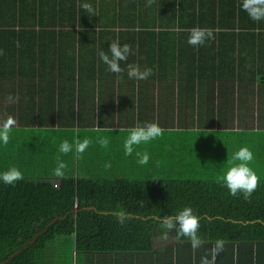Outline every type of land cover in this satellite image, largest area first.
Instances as JSON below:
<instances>
[{
	"label": "trees",
	"instance_id": "trees-1",
	"mask_svg": "<svg viewBox=\"0 0 264 264\" xmlns=\"http://www.w3.org/2000/svg\"><path fill=\"white\" fill-rule=\"evenodd\" d=\"M16 1L19 13L27 14L30 5H33L31 0H0L1 27L9 25L15 19L16 23L28 25L79 26L81 27L79 31L75 33L74 30L72 35L75 39L77 34L78 41L81 42L83 36L89 34L85 27L93 26L98 21L101 26L108 28V31L102 30L107 46L116 35L121 37V30L116 33L110 28L135 25L152 27L153 30L150 32L146 30L148 33L144 31L137 33L138 47L142 38L149 36H147L146 59L138 56L139 52L135 46H132L134 51L131 56L140 62L145 60L142 68L149 67L150 62L154 63L152 67L154 74L150 75L153 79L149 80V85H153L157 90H162V87L172 88L171 85H163L160 72L173 69L175 63L177 65L190 63L187 68L189 78L186 81H178V84L187 102L193 103L196 89L202 88L205 91L203 97L208 100V104L202 107L203 113L200 114L197 129L204 128V123L207 122L215 123L216 127L212 128L213 130L220 132L226 130L228 134H242L249 131L248 128L253 132L258 130L251 122L252 125L245 126L246 114H240L239 110H242L240 107L243 105L255 103L254 94L250 97L254 84L263 87L258 88L256 92L259 93L257 101L264 102V64L262 63L264 62V20H252L239 6L240 0H148L149 16L147 17L135 16V14L130 16L122 11L129 10L132 4L130 0H101L99 18L86 16L85 10L81 7V1L84 0H80L78 11L71 8L65 11L67 15L60 11L58 17H43L41 12L35 14L38 15L36 18L33 12L32 15L19 16L20 18L4 16L9 6H14ZM91 2L95 5L94 0ZM209 11L212 13L211 17ZM123 12L125 14H122ZM214 12H217L216 15ZM16 23L12 22V25ZM171 25L185 29L194 25L222 29L217 33L218 40L224 33L231 38L232 45L228 50V57L232 53L229 59L231 64L230 61H226L225 47L214 55L212 50H206L207 54H204L205 50L200 45L195 47L184 41L174 43L175 40H170L166 32V27ZM154 28H157V31ZM226 28L229 32H226ZM71 32L73 33V30ZM185 34L188 35V32ZM78 46L76 56L74 54L72 60L67 61L68 67L72 66L71 78L78 77L73 83L79 93L83 88L88 92L90 90L91 93L85 99L78 98L77 111L73 115V121L68 124L71 130L63 129L70 132L64 135L70 142L78 135L76 131L79 129L93 131L95 127L93 123L97 122L99 126L96 127L101 128L102 119L110 122L114 120V98L112 91L110 93L109 91L114 87L113 78L118 74L108 72L101 61V73L108 72L112 78L108 81H103L101 78L98 82L91 81L84 85L81 76L90 71L91 66H94L90 62L95 63V61L92 57H88L89 52L93 51L91 48L87 51L81 44ZM107 46L103 48L107 50ZM84 53L87 57L81 62ZM209 56L212 63L209 62ZM246 59L252 64L246 65ZM226 65H228L227 70H222ZM60 66L64 69V65ZM208 72L221 74L227 72L228 79L225 81V86L231 94L225 95L224 87L220 82L214 90L216 88L214 81H203V75ZM127 82L131 84L132 80ZM142 85L144 86V81L138 83V93H133L132 99L139 98ZM97 86H101V93L95 91ZM247 87L251 91L247 90ZM215 91L217 95L214 94ZM91 94L94 96L93 99L90 97ZM153 95L152 91L149 97L159 99ZM166 98L160 103L167 101ZM85 100L92 103L101 100V114L98 118L93 116V106L91 108L86 106ZM103 109L107 112L104 113ZM255 109L258 115L256 121L264 124V113L260 111V107ZM88 110V114H84ZM153 110L154 107L150 108L148 115L152 114V118L146 122L155 120L164 129L159 138L151 140L152 144L150 143L149 146H153V151L162 144L161 138L164 134L184 131L195 134L196 128L185 126L189 123L183 116L193 119L192 112L176 113L178 115L176 125L173 120L169 121L170 115H173L172 109L171 112L170 109L168 110L169 117H155ZM142 114L143 112L138 113L137 121L145 119ZM75 125L76 128L72 129ZM122 126L117 127L115 132L123 131L127 134L129 128ZM2 128L0 126V129ZM103 130L108 132L107 129ZM18 132L19 130L15 129L12 135V130H9L8 142L0 144V170L16 166L23 172L22 179L12 184L0 181V264H200L202 256L211 257L212 244L217 238H223L225 244L223 250L216 254L213 264H264V179L258 181L251 196L245 199L241 194L231 195L222 181L174 175L171 171L174 167L171 157L174 158L173 162H178L182 158L179 147L177 149L174 142L170 143L166 168L151 157L146 164L137 165V168L133 165V158L127 160L129 166L126 162V164L114 165L115 161L112 163L111 159L104 160L102 152L101 160L93 161L92 167L89 168L86 167L87 159L92 162L93 155L83 157L85 152L77 154L74 148L69 153H60L58 151L60 142L56 145V153L51 150L45 158L39 155L33 156L26 151L22 142V145L12 143ZM56 134L58 135L57 132ZM92 146L99 148L101 145L91 142L86 149L91 150ZM52 149H55V146H52ZM28 150L31 151L32 147ZM134 150L136 151L135 146ZM96 151L98 155L99 151ZM74 153L77 157L76 165ZM57 159H62L67 164L63 176H57L52 171ZM80 159L84 162H81V167ZM116 166L122 167L123 170L130 168L133 174L116 175L118 172L112 171ZM53 177H57V181L55 178L52 180ZM54 181L57 186L53 185ZM184 205H191L201 216L198 233L204 243L199 248L193 249L188 237L182 236L177 239L173 230L170 233L173 235L174 243L155 250L154 239L161 238L160 233L163 230L153 217L172 213ZM121 210L133 214L130 218H126L124 223H120L115 215ZM57 253L61 254V258L57 257ZM73 253L74 259H72Z\"/></svg>",
	"mask_w": 264,
	"mask_h": 264
},
{
	"label": "crops",
	"instance_id": "crops-1",
	"mask_svg": "<svg viewBox=\"0 0 264 264\" xmlns=\"http://www.w3.org/2000/svg\"><path fill=\"white\" fill-rule=\"evenodd\" d=\"M31 1H33V5H30L27 14L18 12V2L16 1L14 6H9L4 16H15L20 18L19 16L32 15V12L34 13L33 15L37 14V12H41L43 17H58L60 15V11H63L64 15H67L65 11H69L71 8H75V10L78 11L80 3V0ZM91 1L92 0H84L81 1V3H91L98 14H89L85 11L86 16L101 17V12H99L101 0H94L95 5H93V2ZM130 1L133 5L130 4L131 6H129V10L122 11L127 12L130 16H134V14L135 16L142 17L149 16L148 0ZM124 12L122 14H125ZM216 13L214 15H216ZM209 15L211 17V11H209ZM37 16L38 15H35L34 18ZM35 21L36 20H34V22ZM12 22L16 23V19L12 20L9 25L0 26V30L2 29L3 31L0 33V126L4 127L9 119L14 120V124L10 126L12 135L14 134L15 129H18L19 132L14 139L10 137L13 139L12 143L16 142L19 145L23 144L26 151L32 153L33 156L39 155V157L41 156V158H45V155H48L51 150H54L56 153L57 143H59L61 139L65 138L64 135H68L70 133L68 130H71V127H69L68 124L73 121V115L77 111L78 98L81 97L82 99H85L91 93L90 90L88 92V90L84 88L82 92H78V89L75 88L73 83L74 80L78 79V77L71 78L72 66L70 65V67H68L69 64L67 61H70V59L72 60L74 54L76 56V51L79 48L78 45L81 44V46H84L87 51L91 48L93 51L89 52L90 54L88 57H92L95 61V63L90 62L91 65L94 64V66H91L90 71L86 74H82L81 76L84 85L91 81L98 82L101 78L103 81H108L112 78L111 74H108L109 71L101 73V61L98 60L99 57L96 55L99 48L107 46L103 38L104 34L102 30L106 29L108 31V28L101 26V24L97 21L93 24V26L85 27L86 31H89V34L84 35L83 40L79 42L78 35L75 34V39L74 35H72L74 34V30L75 33L79 31L81 28L79 26L28 25L25 23H16L15 25H12ZM210 28L213 30L214 39L200 45L205 50L203 53L207 54L206 50H212L214 55H217L218 51L221 52V48L225 47L226 61H230L231 64V60L229 59H231L232 53L228 57V50L232 45L230 42L231 38L229 35L224 33L221 34L220 40H218L217 33L222 29H219L218 27ZM110 29H114L116 33L121 30V37L116 35L111 40L118 39L121 43L127 42L131 46H135V48H137V52H139L138 56L142 58L146 57L145 52L148 48V35L145 38H142L143 40L140 42V47H138L137 33H139V31L150 32L153 30L152 27L135 25L122 28L116 26L115 28ZM154 29L157 31V28ZM166 29L170 40H175L174 43L182 41L186 42L187 35L185 32H188V29L178 27L177 25H171L170 27H166ZM72 30L73 33L71 32ZM225 30L226 32H229L227 28ZM225 30L223 32H225ZM150 37L152 36L150 35ZM85 45L87 46L85 47ZM131 56L132 53L129 54L126 61H121V65L125 66L128 63H132L142 68L145 60L140 62L137 59L134 60ZM138 56L136 58H138ZM82 57L84 58H81V62L86 59L85 57H87V55L84 53ZM151 59L153 60V58ZM209 62L212 63L210 56ZM150 63L151 64H148V66L153 67L154 63ZM166 63L170 65L169 62ZM262 63L264 64V62ZM61 64L64 65V69H61ZM189 64L190 63H181L180 65H177L175 63L173 69L169 68V71L160 72L161 79L164 81H162L163 85L173 86L172 88L162 87V90H157L155 87L153 88V85H149V80L151 81V79H153L150 75L146 79L142 80L129 78L127 75V68L125 67L126 72L124 71L123 73L115 75L116 78H113L115 83L114 87L109 91V93L112 91V96L114 98V120L110 122L107 119H102L101 124H103V127L101 128L96 127L99 126L97 122L95 124L93 123L95 126L93 131L88 132L84 128L79 129L76 131L79 138L83 139L84 137H89L91 140L93 138L97 140L100 136H108L109 143H111L113 138L115 142L120 145V155L124 151L123 141L121 142L119 137L116 138L114 136L117 134H123V131L115 132V129L122 125L126 126V128L133 127L137 122H139L136 120V116L140 112H143L142 115L145 119L141 118L143 121H140L139 123H145L147 120L152 118V114L148 115V112L152 107H154L153 112H155V117L165 116L162 113H165L164 111H168L169 109L171 112L172 109L173 115H170L169 118H171L176 125L178 117L176 113L192 112L193 119L186 115L183 116L187 120V123H189L185 126L195 128L198 120H200V114L203 113L202 107H205L208 104V100L203 97L205 91H203L202 88L195 90V99L193 103L187 102V100L183 98L184 92L179 90L178 81H186L189 78L187 73ZM245 64L251 65L252 62H250L249 59H246ZM102 65L107 67L104 63H102ZM226 68H228V65L224 66L222 70H227ZM151 74H154V70ZM227 79V72H224L223 74L218 72H208L203 75L202 80L205 82L214 81L216 83H214V86L216 87L214 90L217 89V83L220 82L224 87L223 91L225 92V95H230L231 91L227 88V86H225V81H227ZM129 80H132L131 84H129L130 82H127ZM143 81L144 86H141L139 98L132 99V94L135 92L138 93V83ZM96 88L97 90L95 91H97V93H101V86H97ZM254 88H258V85L254 84ZM152 91L154 92L153 97L156 96L155 94L159 93L156 96L159 99H152L149 97V94L152 93ZM9 93H12L16 97V99L12 102L7 99ZM216 93L217 92L215 91L214 94L217 95ZM252 94L255 95V100H258L256 96L259 94L256 91H251L250 97ZM233 95L235 94L233 93ZM165 97H167V101L160 103ZM120 98L121 102H119ZM85 105L90 108L93 106V116L98 118L99 114H101V100L97 103L96 101L95 103H92L91 101L88 102L85 100ZM103 111L104 113L107 112L105 109H103ZM88 112L89 110L84 112V114H88ZM244 117L247 122L245 126H250L252 122H255V125L251 124L253 127L259 126V123L256 121L258 117L256 109L251 117H248V115H245ZM190 120H193L194 122L192 123ZM206 123H204V128L216 127L215 123ZM76 126L77 125H75L72 129H75ZM65 128L68 130L64 131L63 129ZM110 128L113 130L108 132L103 130H108ZM94 132L98 135V137H95ZM126 135L127 134L121 136L125 138ZM52 146H55V149H52ZM30 147H32L31 151L28 150ZM102 149H104V146H102ZM113 154L115 157L117 154L116 151H114ZM130 155H132L131 158H134L135 150ZM116 175H119V173ZM155 239L159 241V243L155 244ZM155 239L153 242L155 250L167 247V244L160 243V238Z\"/></svg>",
	"mask_w": 264,
	"mask_h": 264
},
{
	"label": "clouds",
	"instance_id": "clouds-1",
	"mask_svg": "<svg viewBox=\"0 0 264 264\" xmlns=\"http://www.w3.org/2000/svg\"><path fill=\"white\" fill-rule=\"evenodd\" d=\"M252 20H264V0H240L239 5ZM81 7L89 14H98L91 3L82 2ZM186 42L193 46L205 44L207 41L214 39L213 30L210 27L194 25L188 30ZM133 52L132 46L127 43H121L118 39L111 40L107 50L99 48L97 55L99 60L107 65V70L114 73H121L127 68L129 78L146 79L151 75L152 67L140 68L136 64L128 63L125 66L121 65V61H126L129 54ZM7 99L12 102L16 97L9 93ZM14 124V120L9 119L6 125L0 129V144H6L9 140L10 126ZM112 131V129H108ZM164 129L155 120L151 122H137L133 127L127 129V135L123 139V150L125 155H130L134 152V146L141 143H147L160 135ZM91 143L89 137L80 139L79 136H74L70 142L68 138L61 139L58 151L60 153H69L75 149L77 154L82 153ZM97 143L107 147L109 144L108 136H100ZM138 164H146L149 159L147 151H135ZM254 159L252 149L247 145L240 146L237 150L231 153L227 159V166L222 171L219 179L227 188L231 195L241 194L245 199H248L252 192L256 189L259 177L250 162ZM106 166H108L106 164ZM67 164L62 159H57L55 167L52 169L57 176H63ZM23 172L16 166H11L7 169L0 170V181L5 184H12L15 181L22 179ZM117 220L124 223L126 218H130L133 214L124 210L115 213ZM158 222L159 227L163 230L160 233L161 239H167L170 232H173L177 239L180 237H188L190 245L193 249H197L204 243L201 235L198 233L200 228L201 216L197 214L191 205H184L172 213H166L161 216L153 217ZM225 241L223 238L214 240L211 248V257L202 256L200 264H213L215 256L223 250Z\"/></svg>",
	"mask_w": 264,
	"mask_h": 264
},
{
	"label": "rangeland",
	"instance_id": "rangeland-1",
	"mask_svg": "<svg viewBox=\"0 0 264 264\" xmlns=\"http://www.w3.org/2000/svg\"><path fill=\"white\" fill-rule=\"evenodd\" d=\"M258 88H254V90L252 91H256ZM247 90L251 91L248 87ZM90 97L92 99L94 98L92 94ZM258 97L259 95L256 96V98ZM253 99H255L254 95H253ZM260 102L255 100V104L252 103L253 105H245V106L243 105L244 107L241 106L240 108H242V110H239V113L246 114L248 115V117H251L252 116L251 113L256 107L258 108L260 107V111L262 110V112L264 113V102L263 103ZM214 111H216V109ZM164 112L165 113L162 114L169 117V111H164ZM170 120L171 118H169V121ZM181 122L183 123L184 120H182ZM252 124L255 125V122H252ZM195 128H196L194 131L195 134L192 132L186 133L185 131L182 133L164 134L161 138L162 144L158 145V149H154L155 153L153 151V146L152 147L149 146L150 143L152 144L151 140L147 143H141L140 145L135 146L136 150L139 151L142 150L141 152L147 151L149 157L155 160L156 163L164 165L163 167L166 168L168 166L167 160L169 158L168 154L170 153L169 150L171 145L170 143L174 142L176 143L177 149L179 147L178 149L179 153L182 154L181 155L182 158H180L178 162H173L174 158L171 157L172 164L174 165L171 171L174 175L179 177L187 176V177H193L203 180L213 179V180L221 181L219 177L221 176L222 171L227 166L228 157L231 155L232 152L237 150L240 146L247 145L252 149L254 154V159L250 162V164L257 172V175L259 177L258 181L264 179V124H259V126H255V128L256 129L258 128V130L254 132L250 131L251 129L248 128L251 133L249 131H245L242 134H234V133L228 134L226 130L220 132L218 130H213L212 128H207L205 130V128L199 127V129H197L198 128L197 126H195ZM121 135H124V133L117 134L114 137L116 138L119 137L120 141L122 142L124 137ZM95 137H98L96 133H95ZM91 142L96 143L97 140L93 138ZM163 143H167L169 145ZM138 146H140L141 148ZM97 147L98 146H92L91 150L85 149L84 154L82 152L83 157L84 155L85 157L93 155L92 162H90V160L87 159L86 167L91 168L93 161L101 160V152L104 154V160L111 159L112 163L115 161L114 165L127 163L126 165L129 166L127 160L131 158L132 155H125L124 151L122 152V154L119 155L121 150L120 145H118V143H116L113 138L111 143H109L107 147H104V149L101 150V146L99 148ZM96 150L99 151L98 155L96 154L97 152ZM114 151H116L117 153L115 157L114 154H111ZM75 155L76 153H74V163L76 165L77 157ZM78 156L80 157V155ZM137 159L138 158L135 155L133 158V165L136 168L137 165H141L137 163ZM81 162L83 161H81L80 159L79 161L80 167H81ZM99 163H101V161ZM94 165L96 166L95 162ZM112 171L113 172L115 171V173L118 172L119 175L121 173H126V175L133 174L132 172H130V168L127 170H123L122 167L120 166H116L115 170ZM137 173L138 172H135V174ZM54 178L55 177L51 179L53 180ZM56 178L55 181H57ZM157 243H159V241L155 239V244ZM160 243L167 245L174 243L173 235L169 233L168 238L161 239ZM56 255L57 257L61 258V254L57 253ZM74 255L75 254L73 253L72 259H74ZM90 257L91 256H89V259Z\"/></svg>",
	"mask_w": 264,
	"mask_h": 264
},
{
	"label": "built area",
	"instance_id": "built-area-1",
	"mask_svg": "<svg viewBox=\"0 0 264 264\" xmlns=\"http://www.w3.org/2000/svg\"><path fill=\"white\" fill-rule=\"evenodd\" d=\"M53 185H54V186H57V183H56V182H54V183H53Z\"/></svg>",
	"mask_w": 264,
	"mask_h": 264
}]
</instances>
